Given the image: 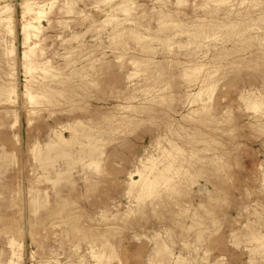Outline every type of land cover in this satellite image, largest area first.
Listing matches in <instances>:
<instances>
[{
    "label": "rangeland",
    "instance_id": "1",
    "mask_svg": "<svg viewBox=\"0 0 264 264\" xmlns=\"http://www.w3.org/2000/svg\"><path fill=\"white\" fill-rule=\"evenodd\" d=\"M23 1L0 0V264H264V0H36L27 58Z\"/></svg>",
    "mask_w": 264,
    "mask_h": 264
},
{
    "label": "bare ground",
    "instance_id": "2",
    "mask_svg": "<svg viewBox=\"0 0 264 264\" xmlns=\"http://www.w3.org/2000/svg\"><path fill=\"white\" fill-rule=\"evenodd\" d=\"M105 1V0H104ZM109 1V0H108ZM107 1V2H108ZM225 1V0H224ZM223 1V2H224ZM67 2V1H66ZM226 2V1H225ZM224 2V3H225ZM51 3V2H50ZM46 4V3H45ZM45 4H40L38 1L36 0H24L22 3V7L24 8V14H29V18L25 20L23 26H22V34L24 35V45L26 47H28L24 52H23V56L25 58H27L29 56V54L32 52V46H30L28 44L29 39H31L32 36H36V33L33 32H37L40 29V25H41V20L43 17L46 16L47 14V10L45 8ZM121 4V3H120ZM126 4V2H125ZM124 4V5H125ZM49 5V4H48ZM122 5V6H124ZM52 6V3H51ZM50 6V8H51ZM119 6V5H117ZM121 6V5H120ZM69 7V6H68ZM67 7V8H68ZM3 8H5V10H10L11 6L9 4H6ZM71 8V7H70ZM69 8V9H70ZM129 8V7H128ZM123 9L124 10H128L129 9ZM72 9V8H71ZM70 9V10H71ZM120 9V8H119ZM4 10V11H5ZM110 10V9H109ZM114 10V9H113ZM122 11V9H120ZM68 11V10H67ZM72 12V11H71ZM9 13V12H8ZM7 13V14H8ZM124 14V13H123ZM127 14V13H126ZM2 15V14H1ZM125 15V14H124ZM112 16V15H111ZM12 18V15H7V17L5 18H0V21L5 22L4 20L10 22ZM106 18V17H105ZM109 18V17H108ZM107 18V19H108ZM112 18V17H111ZM111 18H109L108 20H110ZM125 18V17H124ZM106 20V19H105ZM119 20V19H118ZM103 21V20H102ZM115 21H117L115 19ZM114 21V22H115ZM122 21V20H121ZM2 23V22H1ZM110 23V22H109ZM107 25V24H106ZM9 27V26H8ZM101 28V27H100ZM34 47V46H33ZM24 59V58H23ZM27 67V68H26ZM25 68L28 70L30 69V66H26ZM196 68V67H195ZM198 68V67H197ZM197 75V74H196ZM10 94H14L16 92L15 87H11L10 89ZM207 93V92H206ZM27 95L30 99L34 98L33 95H31V93L29 91H27ZM206 96V95H205ZM14 99V98H13ZM14 101V100H13ZM205 104V103H204ZM94 166V165H93ZM96 166V165H95ZM98 166V165H97ZM149 168H151V172L156 168L155 163L152 161V164L149 166ZM164 170H158L156 171V173H153L152 176H148V175H144L142 171H139L140 174V181H143L142 187H141V192L143 194L147 193V194H151L154 190V188L156 187V185L160 182L161 179L165 178V175L163 173ZM132 183L135 184L137 183V181L132 180ZM13 244V243H12ZM22 254V253H21ZM98 256V255H97ZM12 259L9 261L8 264H21V256L20 254H18L17 252L13 253V257H11Z\"/></svg>",
    "mask_w": 264,
    "mask_h": 264
}]
</instances>
